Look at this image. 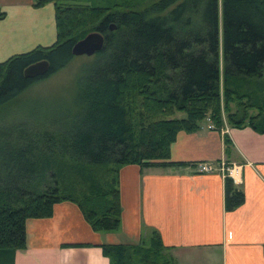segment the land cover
Returning a JSON list of instances; mask_svg holds the SVG:
<instances>
[{"label":"trees","instance_id":"obj_1","mask_svg":"<svg viewBox=\"0 0 264 264\" xmlns=\"http://www.w3.org/2000/svg\"><path fill=\"white\" fill-rule=\"evenodd\" d=\"M53 2L57 40L0 62V264L27 246V221L76 204L91 228L122 226L121 170L170 161L181 131L252 127L264 133V0H36ZM7 13L0 8V20ZM115 29H111V25ZM99 30L72 104L10 106L64 69L74 44ZM48 60L49 73L25 70ZM233 142L225 134V152ZM199 163V162H198ZM198 163H195L197 166ZM245 192L225 176V209ZM138 243L99 245L110 264H178L157 229ZM74 246V245H73ZM86 246V244H75Z\"/></svg>","mask_w":264,"mask_h":264},{"label":"crops","instance_id":"obj_2","mask_svg":"<svg viewBox=\"0 0 264 264\" xmlns=\"http://www.w3.org/2000/svg\"><path fill=\"white\" fill-rule=\"evenodd\" d=\"M35 1L0 0L7 13L0 20V62L56 42L55 4L36 7ZM211 125L208 120L197 132L178 134L170 161L186 165L122 168L119 231L96 232L76 204L60 202L51 217L27 221V246L14 264H110L99 245L138 243L150 229L160 232L178 264H264V133ZM226 133L233 142L229 155ZM219 160L232 167L245 192L234 211L225 209V175L195 166Z\"/></svg>","mask_w":264,"mask_h":264},{"label":"rangeland","instance_id":"obj_3","mask_svg":"<svg viewBox=\"0 0 264 264\" xmlns=\"http://www.w3.org/2000/svg\"><path fill=\"white\" fill-rule=\"evenodd\" d=\"M92 57L76 56L68 66L61 71L37 81L27 92L19 97L14 104L10 106L12 111L23 109L26 105L34 102H42L51 106H69L76 93L77 80L83 74L82 69L86 63L91 61ZM32 102V103H31ZM208 120L204 121L207 122ZM148 231L144 229V232ZM148 235L144 239L148 240Z\"/></svg>","mask_w":264,"mask_h":264},{"label":"water","instance_id":"obj_4","mask_svg":"<svg viewBox=\"0 0 264 264\" xmlns=\"http://www.w3.org/2000/svg\"><path fill=\"white\" fill-rule=\"evenodd\" d=\"M111 29H115V25H111ZM105 45V36L99 31H93L86 35L83 39L77 41L72 49L74 56H93L101 51ZM49 61L42 60L31 64L25 70V76L30 79L43 77L49 73Z\"/></svg>","mask_w":264,"mask_h":264},{"label":"built area","instance_id":"obj_5","mask_svg":"<svg viewBox=\"0 0 264 264\" xmlns=\"http://www.w3.org/2000/svg\"><path fill=\"white\" fill-rule=\"evenodd\" d=\"M211 127H214L213 124ZM227 129V126L222 129ZM197 171L199 173H214V172H221L225 176L228 174L229 176L233 175V169L232 167H229L225 161L219 160V161H201L197 164Z\"/></svg>","mask_w":264,"mask_h":264}]
</instances>
